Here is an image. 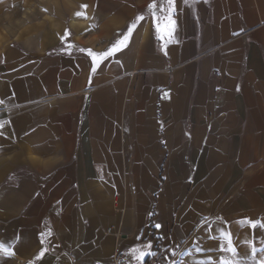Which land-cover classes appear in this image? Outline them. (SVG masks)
<instances>
[{
    "label": "crops",
    "instance_id": "0c3cea01",
    "mask_svg": "<svg viewBox=\"0 0 264 264\" xmlns=\"http://www.w3.org/2000/svg\"><path fill=\"white\" fill-rule=\"evenodd\" d=\"M168 15L0 0V264H264V0Z\"/></svg>",
    "mask_w": 264,
    "mask_h": 264
},
{
    "label": "snow or ice",
    "instance_id": "6c2138e0",
    "mask_svg": "<svg viewBox=\"0 0 264 264\" xmlns=\"http://www.w3.org/2000/svg\"><path fill=\"white\" fill-rule=\"evenodd\" d=\"M167 2H168V5H169V15L164 17V18H161L160 23L157 24V31L159 32L161 30V27L163 26L164 29H168L169 30V34H170L169 25L172 23L171 22V5L173 3V0H167ZM155 7H156L155 3H151V4L148 5V9H149L150 12ZM77 14L79 15V13H77ZM153 18H154V20L157 19L155 17L154 13H153ZM136 19H137V21H139V20H142L143 17H137ZM134 27H135V25L130 26L129 29H128V34H124L122 39H119V40L115 41L114 44L106 52L99 54L100 57L103 58V57H106L108 55H111V54H113V52L119 51L122 46H126V43H127L128 39H129V35L133 31ZM89 55H93L91 53V51H89ZM94 59H95V57H94ZM156 227L159 228L160 225H156ZM0 252H3L5 254H7V255L14 254V253L11 252L10 249L6 248L2 244H0ZM42 254L43 253H41V255ZM37 258H39V257H37ZM140 258H142V256ZM30 264H31V262H30Z\"/></svg>",
    "mask_w": 264,
    "mask_h": 264
},
{
    "label": "built area",
    "instance_id": "2783aa9c",
    "mask_svg": "<svg viewBox=\"0 0 264 264\" xmlns=\"http://www.w3.org/2000/svg\"><path fill=\"white\" fill-rule=\"evenodd\" d=\"M20 264H30L29 260L23 261ZM96 264H129L126 255L123 252L116 251L110 262H99Z\"/></svg>",
    "mask_w": 264,
    "mask_h": 264
},
{
    "label": "rangeland",
    "instance_id": "374dc122",
    "mask_svg": "<svg viewBox=\"0 0 264 264\" xmlns=\"http://www.w3.org/2000/svg\"><path fill=\"white\" fill-rule=\"evenodd\" d=\"M25 20L29 21L31 19L30 18H26ZM10 23H11V25H10V29H11L10 38L16 40L18 38V31H17L18 25H19L18 24V18L12 17L10 19ZM160 264H162V263H160Z\"/></svg>",
    "mask_w": 264,
    "mask_h": 264
},
{
    "label": "trees",
    "instance_id": "16d2710c",
    "mask_svg": "<svg viewBox=\"0 0 264 264\" xmlns=\"http://www.w3.org/2000/svg\"><path fill=\"white\" fill-rule=\"evenodd\" d=\"M152 258L153 257H146L145 260H144V264H150Z\"/></svg>",
    "mask_w": 264,
    "mask_h": 264
}]
</instances>
